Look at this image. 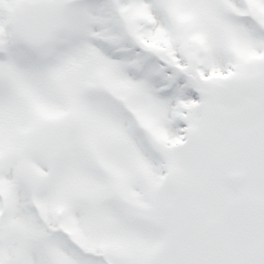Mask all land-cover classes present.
Returning <instances> with one entry per match:
<instances>
[{
  "label": "snow or ice",
  "instance_id": "obj_1",
  "mask_svg": "<svg viewBox=\"0 0 264 264\" xmlns=\"http://www.w3.org/2000/svg\"><path fill=\"white\" fill-rule=\"evenodd\" d=\"M0 264H264V0H0Z\"/></svg>",
  "mask_w": 264,
  "mask_h": 264
}]
</instances>
